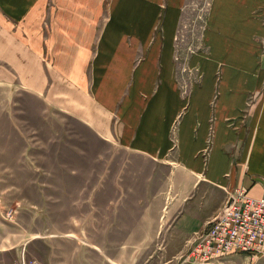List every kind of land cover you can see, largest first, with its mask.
I'll return each mask as SVG.
<instances>
[{
  "label": "crops",
  "instance_id": "crops-1",
  "mask_svg": "<svg viewBox=\"0 0 264 264\" xmlns=\"http://www.w3.org/2000/svg\"><path fill=\"white\" fill-rule=\"evenodd\" d=\"M263 39L264 0H0L2 107H15L12 97L27 92L52 135L81 130L157 162L151 170L93 167L87 209L71 214L60 234L76 241V262L101 264L103 257L116 264L118 234L122 251H134L135 242L148 245L163 234L164 221L189 251L229 192L263 195L264 108L247 121L242 116L264 80ZM68 170L73 177L79 169ZM69 182L38 186L64 189ZM16 235L0 252L44 264L34 245L48 236L30 226L28 236ZM224 259L264 264V255Z\"/></svg>",
  "mask_w": 264,
  "mask_h": 264
},
{
  "label": "rangeland",
  "instance_id": "rangeland-1",
  "mask_svg": "<svg viewBox=\"0 0 264 264\" xmlns=\"http://www.w3.org/2000/svg\"><path fill=\"white\" fill-rule=\"evenodd\" d=\"M262 49L264 50V39ZM222 68L223 63L220 62L216 70L217 91L211 100L213 105L220 98ZM183 92L188 95V87H184ZM6 96V93L0 92V247L4 244L11 245L12 241L16 242V234L20 235L19 238L28 236L30 226L43 236H48L34 245L33 256L41 259L44 264H61L62 258L65 259L64 264H77L74 252L76 241L62 240L60 234L68 229L71 214L87 209L84 198L89 195L94 174H98L92 171L93 167L103 170L107 168L105 165L111 163L115 172L127 163L132 166L129 168L132 170L138 167H148L151 170L157 162L119 150L117 145H110L94 135L83 134L81 130H77L76 135H52L50 127L38 115L40 104L37 105L36 97L20 91L12 97L16 101L15 107L9 104L4 108L2 104L8 101ZM259 106L264 108V80L261 88L250 93L248 97L242 115L244 121ZM230 124L235 126V123ZM214 133L213 123L209 135ZM110 151L113 156H109ZM98 152L102 153L100 160L96 155ZM68 169L79 170L72 177V172ZM101 174H104L103 171ZM127 174L130 177V174L141 175V172ZM105 175L107 177L108 173ZM65 178L70 180L68 188L38 186L43 182L60 184ZM83 186L86 187L83 189ZM46 198L53 201L46 203ZM73 201L77 203L72 204ZM34 213H38L35 219L32 218ZM138 222L134 221V224ZM157 223L159 226L160 221ZM163 224L166 227L163 234L154 237L148 245L135 242L132 246L136 249L134 251H122L119 242L124 237L118 234L116 264H200L197 263L199 259L190 255L191 250L186 251V239L174 233L168 222L165 224L164 221ZM136 227H133L135 234L139 231ZM50 234L56 236L51 237ZM130 238L140 239L139 235ZM22 257L28 262L34 260L26 253ZM22 257L16 258L10 251L0 252V264H16ZM72 257L74 259L71 261ZM226 260L223 259L218 264H230ZM101 264H104L103 257Z\"/></svg>",
  "mask_w": 264,
  "mask_h": 264
},
{
  "label": "built area",
  "instance_id": "built-area-1",
  "mask_svg": "<svg viewBox=\"0 0 264 264\" xmlns=\"http://www.w3.org/2000/svg\"><path fill=\"white\" fill-rule=\"evenodd\" d=\"M234 254L264 255L263 195L254 197L242 187L229 192L224 206L209 222L191 249L200 264H218ZM16 264H33L25 257Z\"/></svg>",
  "mask_w": 264,
  "mask_h": 264
}]
</instances>
